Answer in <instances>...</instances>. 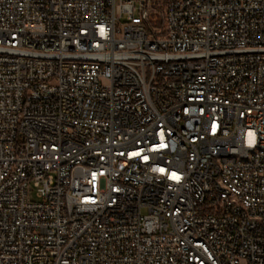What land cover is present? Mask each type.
<instances>
[{"label":"built area","instance_id":"built-area-1","mask_svg":"<svg viewBox=\"0 0 264 264\" xmlns=\"http://www.w3.org/2000/svg\"><path fill=\"white\" fill-rule=\"evenodd\" d=\"M0 264H264V0H0Z\"/></svg>","mask_w":264,"mask_h":264},{"label":"bare ground","instance_id":"bare-ground-1","mask_svg":"<svg viewBox=\"0 0 264 264\" xmlns=\"http://www.w3.org/2000/svg\"><path fill=\"white\" fill-rule=\"evenodd\" d=\"M235 160V153H224V161Z\"/></svg>","mask_w":264,"mask_h":264},{"label":"rangeland","instance_id":"rangeland-1","mask_svg":"<svg viewBox=\"0 0 264 264\" xmlns=\"http://www.w3.org/2000/svg\"><path fill=\"white\" fill-rule=\"evenodd\" d=\"M33 199H35V198L33 197Z\"/></svg>","mask_w":264,"mask_h":264}]
</instances>
